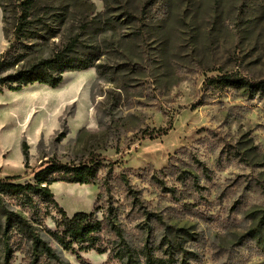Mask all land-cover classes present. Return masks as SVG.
<instances>
[{
	"label": "rangeland",
	"instance_id": "374dc122",
	"mask_svg": "<svg viewBox=\"0 0 264 264\" xmlns=\"http://www.w3.org/2000/svg\"><path fill=\"white\" fill-rule=\"evenodd\" d=\"M32 1L24 61L0 78L72 40L51 75L91 67L0 93V165L16 184L49 161L92 167L90 185L50 191L68 217L111 206L115 229L105 221L104 254H71L46 232L52 205L4 197L0 264H30L29 233L68 264H264L250 235L264 211V0ZM11 40L0 15V56ZM221 76L241 86L205 87Z\"/></svg>",
	"mask_w": 264,
	"mask_h": 264
},
{
	"label": "trees",
	"instance_id": "16d2710c",
	"mask_svg": "<svg viewBox=\"0 0 264 264\" xmlns=\"http://www.w3.org/2000/svg\"><path fill=\"white\" fill-rule=\"evenodd\" d=\"M11 4V0H0L3 26L12 21V40L8 42V47L0 56V76L6 74L24 61L23 50L28 49L24 45V41L28 38L30 30L35 28V21L31 13L33 1L14 0L12 7H10ZM36 34L38 35V33ZM74 47L75 40H72L64 51L56 53L53 58L39 60L32 64L28 63L24 67L14 70L12 74L1 77L0 93L4 89L9 92H19L36 83L56 88L61 83L64 72L81 71L90 68L91 65L84 64L77 67H68L60 70L55 76L51 75V72L56 70L59 64H62L68 58ZM226 83H230L235 87L241 86L239 79L221 76L206 79L205 87L225 85ZM247 87L251 88V86ZM257 87L264 88V83H257ZM165 134L166 132L159 133L157 137ZM21 154L23 166L26 169L28 168L29 153L28 146L25 143L21 145ZM95 174V170L90 166L70 167L49 161L41 165L39 170L33 173V183L16 184L14 182L19 179L17 176L0 177V201L4 197L18 200L31 197L41 198L44 202L52 205L59 214L60 218L55 221L56 231L51 232L47 230L46 232L63 251L76 255L78 253L94 251L96 254L102 255L105 253V249L100 247L99 244L105 221H107L112 230L115 229L110 221L114 213L112 207L107 208L103 220H97L94 212L76 213L68 217L54 200L53 194L50 191V186L58 182L90 185L95 179ZM258 223L257 228L252 230L250 235L261 243L264 240V211ZM29 234L30 241L33 244V257L30 260V264H68L60 260L45 242L31 233ZM115 234L117 237L121 236L117 231H115Z\"/></svg>",
	"mask_w": 264,
	"mask_h": 264
},
{
	"label": "crops",
	"instance_id": "0c3cea01",
	"mask_svg": "<svg viewBox=\"0 0 264 264\" xmlns=\"http://www.w3.org/2000/svg\"><path fill=\"white\" fill-rule=\"evenodd\" d=\"M0 15L2 17L1 10H0ZM0 174H1L2 178L7 177V176H11V175H8L5 171H3V167L1 165H0Z\"/></svg>",
	"mask_w": 264,
	"mask_h": 264
}]
</instances>
